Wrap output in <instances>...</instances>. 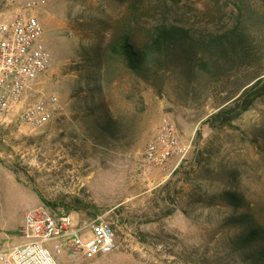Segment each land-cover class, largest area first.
I'll list each match as a JSON object with an SVG mask.
<instances>
[{"label": "rangeland", "instance_id": "374dc122", "mask_svg": "<svg viewBox=\"0 0 264 264\" xmlns=\"http://www.w3.org/2000/svg\"><path fill=\"white\" fill-rule=\"evenodd\" d=\"M134 1L139 0H0V20L34 13L45 29L52 65L27 102L58 97L54 118L42 127L14 115L0 118V250L25 242L27 213L44 206L71 213L78 223L102 217L116 231V250L93 259L70 258L64 251L57 257L61 264H235L226 258V239L235 229L224 224L233 210L188 203L195 182L205 192L225 190L224 169L238 170L250 211L264 215V159L252 140L264 132V98L233 128L204 123L255 66L233 69L225 84L171 70L158 92L118 62L100 71L98 59L99 48L124 20L134 21L138 37L161 21L184 24L198 36L240 24L260 43L264 77L262 1L142 0L133 13ZM165 117L191 148L166 169L148 167L145 147ZM207 145V166L221 172L214 177L194 170L199 149ZM186 171L193 180L185 179Z\"/></svg>", "mask_w": 264, "mask_h": 264}, {"label": "trees", "instance_id": "16d2710c", "mask_svg": "<svg viewBox=\"0 0 264 264\" xmlns=\"http://www.w3.org/2000/svg\"><path fill=\"white\" fill-rule=\"evenodd\" d=\"M141 1L131 3L130 11H138ZM261 1L264 11V0ZM133 22L124 20L122 27H115L106 47L99 48L100 71L105 66L108 72L110 64L118 62L133 78L161 92L171 70L179 69L188 77L197 73L208 75L212 80L225 84L230 80L233 69L240 65L255 66L254 74L238 89L226 93L217 110L204 121L217 130L235 127L234 122L264 98L260 43L255 44L240 24L221 33L210 32L198 36L184 24L161 21L138 37L133 31ZM106 129L112 132L113 127L108 123ZM260 138L254 137L252 140L258 145L264 159V132ZM208 152L211 154L208 145L199 149L194 170L203 169L213 177L222 172L228 187L221 192L209 193L195 182L188 194V203L208 207L229 206L233 213L225 219L224 224L234 228L235 232L226 239V258L235 264H264V215L250 211L248 199L239 185L238 170L233 168L220 172L208 167L205 155ZM185 176V179L193 180L190 171H186Z\"/></svg>", "mask_w": 264, "mask_h": 264}, {"label": "built area", "instance_id": "2783aa9c", "mask_svg": "<svg viewBox=\"0 0 264 264\" xmlns=\"http://www.w3.org/2000/svg\"><path fill=\"white\" fill-rule=\"evenodd\" d=\"M51 65L45 29L36 14L19 13L0 20V118L18 116L33 127L54 118L57 95L27 102L28 92ZM190 148L191 142H184L175 123L165 117L146 145L143 161L148 167L166 169L173 158L181 161ZM101 218L78 223L66 211L37 207L25 217V242L0 250V264H61L57 257L64 251L70 258L83 259L108 254L118 248L117 236L113 225Z\"/></svg>", "mask_w": 264, "mask_h": 264}]
</instances>
